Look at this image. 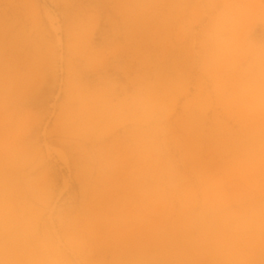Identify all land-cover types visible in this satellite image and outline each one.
<instances>
[{"label": "rangeland", "instance_id": "obj_1", "mask_svg": "<svg viewBox=\"0 0 264 264\" xmlns=\"http://www.w3.org/2000/svg\"><path fill=\"white\" fill-rule=\"evenodd\" d=\"M0 264H264V0H0Z\"/></svg>", "mask_w": 264, "mask_h": 264}]
</instances>
